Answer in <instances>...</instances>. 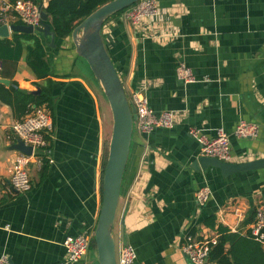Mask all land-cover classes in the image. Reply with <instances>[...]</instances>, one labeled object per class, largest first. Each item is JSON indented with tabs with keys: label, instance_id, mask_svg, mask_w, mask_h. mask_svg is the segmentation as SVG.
Segmentation results:
<instances>
[{
	"label": "crops",
	"instance_id": "obj_1",
	"mask_svg": "<svg viewBox=\"0 0 264 264\" xmlns=\"http://www.w3.org/2000/svg\"><path fill=\"white\" fill-rule=\"evenodd\" d=\"M157 3L155 19L133 24L124 10L102 25L127 95L144 89L151 107L171 110L174 121L148 133L134 127L113 236L117 252L132 245L133 264H192L180 248L186 232L198 238L216 235L204 222L214 215L216 223L245 233L264 203V168L224 176L215 167H193L200 145L188 132L200 126L213 137L221 127L229 134V161L264 157V0ZM42 40L50 66L45 78L35 77L25 50L16 60L0 56V78L28 91L37 83L48 89L43 105L53 121L46 147L28 163L30 189L13 192L8 180L16 150L7 147L15 141L10 125L19 118L0 101V255L9 256L10 264L63 259L66 236L93 235L102 201L103 157L111 133L103 90L71 36L53 46L47 36ZM5 49L0 43V51ZM181 61L209 81L182 83L176 76ZM240 118L256 123L259 134L236 137ZM204 183L211 195L198 207L194 192ZM87 253L77 264H93Z\"/></svg>",
	"mask_w": 264,
	"mask_h": 264
},
{
	"label": "built area",
	"instance_id": "obj_2",
	"mask_svg": "<svg viewBox=\"0 0 264 264\" xmlns=\"http://www.w3.org/2000/svg\"><path fill=\"white\" fill-rule=\"evenodd\" d=\"M41 4V7H40ZM43 1L36 0H0V24H11L20 21L31 25L36 32V27L42 26L41 9ZM157 0H138L126 8V16L137 24L143 19H155L158 15ZM3 67V59L0 57V70ZM176 76L182 83L197 81H209L208 77H197L196 73L184 62H179L176 67ZM128 98L135 107L136 119L134 127L142 133H148L157 127L170 128L173 126V113L171 110L157 112L149 104L144 89H134L128 94ZM13 140L21 139L25 145L32 147L31 153L16 151L13 163L9 168V186L13 192H25L30 189L31 181L28 173L30 159L37 155L39 149L46 147L47 136L53 129L52 117L45 105L29 106L25 115L15 120L11 125ZM190 135L197 139L200 145V154L229 161L231 158L229 134L221 127L216 129L213 137L204 133L200 126H190ZM238 138L255 137L259 134V126L240 118L233 130ZM211 195L207 183L202 184L194 192V200L198 207H203ZM257 240L264 242V203L259 204L254 213V219L248 230ZM93 235L79 233L68 235L63 240L65 256L52 264H77L87 253ZM217 241V233L211 237L198 238L195 233L188 231L180 248L192 264H208L209 252ZM119 254V257H118ZM136 254L131 244H124L117 252V264H133ZM0 264H10L9 256L0 255Z\"/></svg>",
	"mask_w": 264,
	"mask_h": 264
},
{
	"label": "water",
	"instance_id": "obj_3",
	"mask_svg": "<svg viewBox=\"0 0 264 264\" xmlns=\"http://www.w3.org/2000/svg\"><path fill=\"white\" fill-rule=\"evenodd\" d=\"M138 0H109L98 6L83 18L72 30L71 39L77 54L88 63L96 80L100 84L112 115L111 135L108 152L102 171V201L98 219L93 232V240L98 264H117V251L113 228L118 206L121 184L126 167L134 121L135 107L128 98L118 72L108 54L102 35V25L111 15L128 8ZM41 7V4H40ZM42 26L36 27V32L49 37V45H55V32L48 22V14L41 9ZM9 31L35 32L31 25L23 23L0 24V39L6 38ZM0 82L9 85L10 80L0 78ZM39 93L40 88L30 90ZM7 149L31 153L32 147L25 145L17 138ZM193 167L206 169L218 168L222 175L257 170L264 168V157L242 162H232L200 154ZM84 258V257H82Z\"/></svg>",
	"mask_w": 264,
	"mask_h": 264
},
{
	"label": "trees",
	"instance_id": "obj_4",
	"mask_svg": "<svg viewBox=\"0 0 264 264\" xmlns=\"http://www.w3.org/2000/svg\"><path fill=\"white\" fill-rule=\"evenodd\" d=\"M43 1V9L48 14V22L55 32V40L71 36L73 28L98 6L109 0H36ZM123 9L117 13L123 12ZM17 23H21L17 21ZM40 32L15 31L11 38L0 39L8 49L0 51V56L16 60L25 50V60L36 78H45L50 74V66L46 59L45 43ZM48 37V36H47ZM49 38V37H48ZM13 47L14 49H11ZM16 52V54H14ZM11 59V58H9ZM39 93H31L20 88L16 82L9 85L0 82V101L9 105L17 118L25 115L29 106L43 105L48 99V89L41 86ZM108 146L103 157L106 162ZM205 224L215 230L217 241L209 252V262L214 264H264L263 243L249 231L240 233L227 226L216 223L215 216L205 219ZM90 247H95L92 239Z\"/></svg>",
	"mask_w": 264,
	"mask_h": 264
},
{
	"label": "rangeland",
	"instance_id": "obj_5",
	"mask_svg": "<svg viewBox=\"0 0 264 264\" xmlns=\"http://www.w3.org/2000/svg\"><path fill=\"white\" fill-rule=\"evenodd\" d=\"M96 81H97V80H96ZM97 84H98V81H97ZM101 89H102V88H101ZM103 97H105L104 93H103ZM105 103H106L107 106L109 107V104H108V102H107V100H106V97H105ZM109 109H110V107H109ZM109 118H110V120H109V124H110V126H111V128H112V115H111V111H110ZM133 130H134V129H133ZM110 135H111V133H109V138H108L107 143H109ZM107 146H108V144H107ZM116 251H117V248H116ZM87 255H91V256L93 257V264H98V263H97V260H96V250H95V247H91V248L88 250Z\"/></svg>",
	"mask_w": 264,
	"mask_h": 264
}]
</instances>
